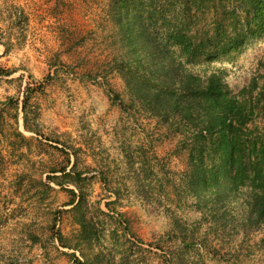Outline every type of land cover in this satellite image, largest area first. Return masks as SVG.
Returning <instances> with one entry per match:
<instances>
[{"label":"rangeland","instance_id":"obj_1","mask_svg":"<svg viewBox=\"0 0 264 264\" xmlns=\"http://www.w3.org/2000/svg\"><path fill=\"white\" fill-rule=\"evenodd\" d=\"M82 254L264 264V0H0V264Z\"/></svg>","mask_w":264,"mask_h":264},{"label":"trees","instance_id":"obj_2","mask_svg":"<svg viewBox=\"0 0 264 264\" xmlns=\"http://www.w3.org/2000/svg\"><path fill=\"white\" fill-rule=\"evenodd\" d=\"M166 98L168 99L167 101L169 103H174V100H176V98H174L172 96H169V95H166ZM211 103L213 104V107L215 109L217 108V110H218V113H216L214 115V120H215V122H216V124H217V126L219 128L220 133L223 134V136H222L223 139L226 140L225 153H226L227 156L232 157V156H234L233 144H232L231 138H229V136L226 135L227 128L224 125V123L226 122V119H227V117L229 115V108H228L229 102L224 100V99L222 100L221 98L216 97V98H212L211 99ZM228 123L232 125L231 122H228ZM200 133L202 135V134L208 133V132H206V131L202 132L201 131ZM204 137L205 136H203V138ZM82 255H84V258L86 259V261H81L79 259V257H77V256H75V261H77L78 264H88L89 261L87 260V257L85 256V254H82Z\"/></svg>","mask_w":264,"mask_h":264}]
</instances>
